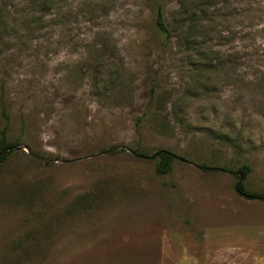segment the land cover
I'll return each instance as SVG.
<instances>
[{
  "label": "rangeland",
  "instance_id": "rangeland-1",
  "mask_svg": "<svg viewBox=\"0 0 264 264\" xmlns=\"http://www.w3.org/2000/svg\"><path fill=\"white\" fill-rule=\"evenodd\" d=\"M154 1L16 0L0 23V264H264V200L197 166L264 193V0L194 22L164 0L169 40Z\"/></svg>",
  "mask_w": 264,
  "mask_h": 264
},
{
  "label": "trees",
  "instance_id": "trees-1",
  "mask_svg": "<svg viewBox=\"0 0 264 264\" xmlns=\"http://www.w3.org/2000/svg\"><path fill=\"white\" fill-rule=\"evenodd\" d=\"M26 1L32 4L33 7H36L37 11L43 13L44 11L47 10L48 7H51L54 1L56 0H26ZM15 2L16 0H13V2L10 3L4 2L3 5L0 6V23L2 24L3 27H6L11 23L10 15L12 14V8L17 6ZM211 2L212 0H189L188 6H187V2H183L180 10L178 11V14H180V16L184 14L185 16L188 15L190 17V21L194 22L196 19H193V15H197L199 12L207 11V9L209 8V4ZM152 10L154 13L155 25L158 31L162 35H164L168 40L173 38L176 31L175 32L172 31L170 25L166 20L164 0H155ZM192 27H193L192 23L187 24V27H183V26L181 27V30H184L183 32L185 33V38L187 37L188 33L189 34L191 33L190 30L193 29ZM175 30L178 31V29L176 28ZM189 37L190 36L186 38L188 40L187 42H189ZM5 118H6V125L2 129L0 136V162L5 161L14 152V148H15V146L12 143H9L8 140L9 122H10L8 115H6ZM156 157L158 158V162L156 164V170L159 174L162 175L170 173L172 171L173 163L177 159H181V157L177 156L176 154L165 150L158 151L156 153ZM197 166L203 171L225 170L227 172L234 173L235 175L238 176L239 179L235 185V190L240 197L247 200H264V193L252 192L247 190L245 187L244 184L245 180L252 171V168L250 166L244 165L237 172H233L232 170H228V169L209 168L204 164L201 165L199 164Z\"/></svg>",
  "mask_w": 264,
  "mask_h": 264
},
{
  "label": "crops",
  "instance_id": "crops-1",
  "mask_svg": "<svg viewBox=\"0 0 264 264\" xmlns=\"http://www.w3.org/2000/svg\"><path fill=\"white\" fill-rule=\"evenodd\" d=\"M181 257V256H180ZM171 261H172V263L174 264H181V263H183V264H194L195 262H193V261H190L186 256H184V258L182 259V262L180 263V262H178V263H176V262H174V260H172L171 259ZM196 264V263H195ZM209 264V263H208Z\"/></svg>",
  "mask_w": 264,
  "mask_h": 264
}]
</instances>
